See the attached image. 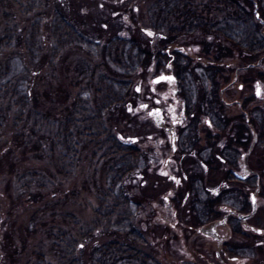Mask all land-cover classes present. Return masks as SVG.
I'll return each mask as SVG.
<instances>
[{
    "label": "rangeland",
    "instance_id": "374dc122",
    "mask_svg": "<svg viewBox=\"0 0 264 264\" xmlns=\"http://www.w3.org/2000/svg\"><path fill=\"white\" fill-rule=\"evenodd\" d=\"M123 1L66 0V5H63L65 0H48V3L44 2L43 12L34 16L23 14L20 12L21 10L19 11L15 6L9 4L8 0H0V38L4 39L5 36L12 33L24 37L13 52L14 56L20 54L18 57L15 56L19 62H13V66L16 65L14 70H19L20 65H29L30 71H37L33 77V92L30 101L34 102L32 103L33 108L35 111L45 114L49 120L57 119L53 117L59 116L61 120L65 121L62 125L56 124V120L50 122V127L53 130L57 128L61 131H73L75 127H79L77 138L81 142L78 147H86L83 149L85 155L82 153L81 164L75 165L72 170L68 169L69 171L60 167L62 162H59L57 151L50 149L49 146L43 147L35 143L29 152L22 153L23 151H19L21 148L17 146L18 148L12 150L11 156L6 155L5 158L0 159V264H66L69 256L64 254L67 253L65 246L68 240L73 239L76 247L87 251L88 255L94 243L103 244L106 241H112V238L109 239L106 236L92 239V235H97L95 233L89 235L90 241H87L85 245L81 239L82 233L89 232L87 229L90 228L93 219L97 220L93 209L95 206L97 207L98 203H101L100 199L103 196L97 192L112 179L108 180L106 172V166L110 164L109 155L91 158L92 151H98V149L93 145L86 146L88 140L80 137L79 132L83 128L92 127L93 129L95 127L94 125L97 124L96 112L99 113L100 111L99 108L96 109V106L107 102L113 96L110 94L107 83L105 90H101L102 94L99 96H102L101 101L96 100L99 93L95 92L94 87L99 75H117L118 69L112 65L114 60L116 62L121 60L122 64L129 68L126 61L120 58L117 47L114 45L112 48L109 42L105 41L114 35H119L121 39L129 37L141 49L146 41V30L150 29V24H152L154 16L151 15V8L157 0ZM106 4H110L111 11L107 17V24L111 18L113 19L109 23L107 32H103L101 25L104 23L102 17L105 15L103 11ZM99 5H103V9ZM56 8L61 10L66 20L68 19L73 23L74 29L78 30L77 34L81 31L89 36L92 41L95 39L99 41L94 48L98 52L92 54V52L82 48L80 41L78 43L77 39H71L73 43H69V47L60 46L61 50L57 58L55 54L54 57H51L53 47H51L50 25ZM34 31L39 33V37L34 41L33 38L29 41V35ZM183 40L184 44L185 41L186 44L196 43L194 46H197V52H200L196 54V57L201 55V60H204L203 63L208 65L213 59L217 61V66L222 67L223 75L228 77V82H224L222 86L232 84V89L229 91L231 93L225 94L228 101L240 97V93L236 91L239 83L249 88L250 91L260 90L261 99L255 104V107L258 108V115L244 124L250 132L251 141L253 138L257 141L249 154H246L247 148L245 147L246 157L244 156V160L241 159V155L238 156L239 154L233 155L232 158L229 157L232 165L228 167V170L240 176L249 177L250 180L247 179V185L251 184L254 179L259 183L256 212L252 220L254 225L264 230V77L259 84L253 81L258 73L264 75V68L261 66L260 69L243 70L236 78L234 74L232 75L233 68L244 66L246 63L237 62L236 53L227 51L221 40L214 39L210 44L204 45L200 44L201 40L198 35L195 38L187 37ZM31 43L32 45H29ZM5 45L3 43L1 47L3 52L2 63L5 62ZM135 59L138 62L142 61V58H139L137 54L133 55L132 61ZM144 66L145 63H143ZM138 71L132 74L129 79L120 77L121 74L119 73L117 78L116 76L113 77L114 83L131 81L134 83L133 93L134 88L139 86L141 82L148 83V79L153 77L146 70L139 71V73ZM97 87L100 88L99 84L96 85L95 89ZM253 93L251 92L250 95ZM103 96H106L105 100ZM131 99L132 102H124L122 98L121 103L117 104L118 106L107 108L105 116L99 121L100 124L98 122V126L103 129L106 128L107 133L112 135L115 140L129 144L133 150L136 149L140 152L139 162L135 164L138 168L132 171V175L128 177L129 180L125 184V188L129 189L130 194H133V198L137 199L141 205L136 214L135 226L137 231L143 235V242H148V244L143 243L139 247L144 254L148 251L163 264H185L182 258H192L202 263H204L202 261L204 258L212 259L211 263L215 264L212 258L213 249L206 245L203 239L194 232L184 231L180 233L179 230H176L174 220L177 216L171 201V195L174 192L172 185L165 180L163 181L158 175L157 166L153 167V170L144 168V163L147 160L148 162H156L159 142L164 134L157 128L153 119H146L142 115L137 116L132 113L134 98L131 97ZM83 103L89 107L77 110ZM75 105L77 109L69 117L70 107ZM85 109L86 111H84ZM230 112L235 113L236 107H230ZM85 121L89 122L86 123ZM229 138V132L221 133L220 139L213 142L216 149L225 148V141H229ZM133 139L136 141L131 143ZM36 140L37 138L34 139L35 142ZM5 141V131L1 130L0 149ZM103 148L105 147L103 146ZM73 150L76 152L77 149L74 148ZM26 170L33 179L32 186L34 189H37V184L45 186V197L52 204V209L46 211L44 208L42 211L37 203H24V197L21 196L22 194L17 190V187L20 183L18 175L26 172ZM228 170L218 169L213 175L214 181L225 178ZM33 171L34 176L31 175ZM231 184H234L235 187H241L242 195L239 198L229 199V203H233L237 209H241V202L248 203L245 209L249 211L251 206L248 186L239 183ZM215 187L212 185L214 191ZM145 197L149 199L148 205L149 207L152 206L153 209L149 213L151 216L147 215V206L143 202ZM164 197H167L169 201H164ZM179 215L184 214L181 212ZM147 216L151 217L150 221ZM48 221L51 223V228L48 226ZM47 233L49 236L46 235ZM63 233L66 235L65 242L58 244V236ZM257 240L264 241V237H259ZM55 243L56 250H64L62 255L66 256V259L61 255H51L50 244ZM98 252L101 253L99 260L94 256V253H97L95 251L89 261L94 264H107L106 258L102 257L104 250L99 249ZM245 256L252 258L251 264H264V245L252 246L251 249L247 250Z\"/></svg>",
    "mask_w": 264,
    "mask_h": 264
},
{
    "label": "flooded vegetation",
    "instance_id": "af4514ba",
    "mask_svg": "<svg viewBox=\"0 0 264 264\" xmlns=\"http://www.w3.org/2000/svg\"><path fill=\"white\" fill-rule=\"evenodd\" d=\"M63 5H66V0ZM99 6L103 9V5ZM105 10L103 11L105 15L102 17L104 23L101 25L103 32H107L109 23L113 19L111 18L107 24V17L111 13L110 4L105 5ZM158 13L153 17L150 29L146 30V41L141 48L142 61L136 65V72L138 69H142L139 70L140 72L146 70L153 77L148 79V83L141 82L134 88L133 93L134 83H129L130 90L123 98L124 102H132L131 97L134 98L132 113L137 116L142 115L146 119H153L157 128L164 134L159 142L156 162L147 160L144 168L153 170L152 168L157 166L158 175L174 188L171 201L177 216L174 220L176 230L180 233L194 232L203 239L205 244L213 249L212 258L215 264H251L252 258L245 256L247 250L252 246L264 245V241L257 240L259 237H264V230L254 225L252 220L256 212L259 183L254 179L251 184L247 185L249 177L230 172L228 167L232 165L229 157L232 158L233 155L239 154L238 156L241 155V159L244 160L245 149L247 148L246 154H249L257 141L254 138L251 141L250 132L244 124L258 115V108L255 104L261 99L260 90L250 91L249 88L239 83L235 88L240 93V97L228 101L225 94L231 93L229 91L232 89V84L222 86L224 82H228V77L223 75L222 67L217 66L216 60L212 59L206 65L203 63L204 60H201V55L196 57L199 52H197V46H194L196 43L186 44L185 41L184 44L183 39L195 38L198 34L174 36L170 30L175 21L174 17L164 14L159 16ZM155 21L157 28L153 27ZM85 36L91 40L89 36ZM117 37L120 38L119 35H114L105 42H109L110 47L113 48L114 45L116 46ZM199 38L201 45L212 42V39L207 36L206 39ZM124 39L126 43L127 41L130 44L133 43L134 49L136 48L137 44L133 39L129 37ZM93 42L99 43L96 39ZM221 42L227 51L236 53L237 62L246 63L244 66L233 68L232 75L234 74L236 78L243 70L260 69L261 66L264 68V58L247 61L246 57L249 54L245 51L236 50L226 41L221 40ZM66 47H69V44ZM82 48L92 54L98 52L92 45H82ZM143 63H145L144 67ZM192 71L193 74H191ZM263 77L262 73H258L253 81L259 84ZM251 92L254 93L250 95ZM230 107H236V112H230ZM227 132L230 133V138L229 141H225V148L216 149L214 140L216 142L220 139L221 133ZM135 141L136 139H133L131 143ZM123 144L124 148L130 150V153L133 151L139 153V156L133 160V156L130 155L128 161L124 163L125 166L131 163L138 164L140 152L133 150L129 144ZM66 149L68 150V147ZM76 149V152L72 149L74 157L70 156V158L75 159L76 165H79L82 162V153L85 155V151L83 147ZM113 150L114 147L113 149L108 148L107 152ZM120 157H116V154L109 155L110 160L113 159L112 163ZM91 158H101V156L97 151H93ZM220 164L221 167H219ZM128 167L129 165L126 168ZM136 168H138L137 165L134 169ZM220 168L228 170L226 177L214 181L213 175ZM132 173L131 171L123 177L124 184H127L128 177ZM231 183L248 186L251 206L249 211L245 209L248 203L241 202V209L229 203V199L239 198L242 195L241 187H235ZM212 185L216 186L215 191ZM166 200L169 201L167 197H164V201ZM148 201L146 197L143 200L147 206V215L151 216L149 213L153 209L152 206L149 207ZM181 212L184 215H179ZM143 243L148 244L145 241ZM145 255L147 263L150 261L163 264L148 251ZM182 259L185 264H212V259L204 258L202 259L204 263L192 258V260Z\"/></svg>",
    "mask_w": 264,
    "mask_h": 264
},
{
    "label": "trees",
    "instance_id": "16d2710c",
    "mask_svg": "<svg viewBox=\"0 0 264 264\" xmlns=\"http://www.w3.org/2000/svg\"><path fill=\"white\" fill-rule=\"evenodd\" d=\"M8 1L13 7L15 6L19 11L21 10L20 12H23V14L36 16L43 12L44 2L48 0ZM255 10L260 22L256 20ZM157 13L159 16H163L164 14L165 16L174 17L175 21L170 29L174 36H190L197 33L201 38L207 36L212 41L214 39L217 41L223 40L232 45L236 50L245 51L249 54L246 57L247 61L253 59L262 60L264 58V0H157L151 8V15L157 16ZM36 18L39 20L38 17ZM72 24L71 21L66 20L65 15L59 8L55 9L50 25L51 47H53L51 49V57H54L55 54L57 58L61 50L60 46L73 43L71 39H77V42L79 43L80 41L81 45L96 47V44L81 31L77 34L78 30L74 29L75 27ZM153 27L157 28V22L153 24ZM38 37L39 33H35L34 31L32 34L30 33L29 41L32 38L34 41ZM22 39H24L22 35H14V33L5 36L4 39L0 38V132L1 130L5 131L6 137V141L0 149V159L2 157L5 158L6 155L11 156L13 154L12 150L18 147L21 148H19V151H23L22 153L29 152L35 143L43 147L49 146L51 147L50 149L57 151L59 162H62L60 167L63 170H72L76 165V160L70 158V156L74 157L72 149L77 148L81 142L77 138L79 127H75L73 131H61V129L57 128L53 130L50 127V122L56 120V124L62 125L65 121L61 120L59 116L53 117L57 119L49 120L45 114L35 111L33 108L32 103L34 102L30 101L33 92V77L37 71H30L29 65H20L19 70H14L16 65L13 66V62H19L15 59V56L18 57L20 54L14 56L13 52L20 45ZM3 43L4 45L6 43V45L4 50L5 62L2 63L1 57L3 56V52L1 47ZM29 45H32V43ZM116 47L120 58L126 61L129 68L125 67L121 60V63L114 60L115 62L112 65L118 69V74H121L120 77L129 79L136 72V65L139 63L137 59L132 61L133 55L137 54L139 58H142L143 53L138 46L134 49L133 43L130 44L128 41L126 43L125 39L118 37L116 38ZM101 71L103 72V69ZM191 74H193V71ZM117 75H99L95 87L99 84L100 88L97 87L95 89L94 87L95 92L99 93L96 100L101 101L102 96H99L102 94L101 90H105L107 83L109 84L110 94L113 96L107 102L96 106V109L99 108L100 111L99 113L96 112L97 124L94 125L95 127L93 129L92 127L83 128L79 132L80 137L88 140L86 146H95L100 156L103 157L105 154L121 156L114 163L110 160V164L106 166L108 180H112L97 192L103 195L102 199H100L101 203H98L97 207L95 206L93 209L97 220L93 219L89 226L90 228L87 229L89 232L86 234L82 233L83 236L81 237L84 245L87 244V241H90L89 235L92 233L97 234L96 236L92 235V239L106 236L109 239L112 238V241L109 240L103 244L99 242L94 243L92 246L93 251L91 250L88 255L87 251L76 247L75 241L70 239L65 246L67 253L64 255L69 256L66 264H94L89 261V258L96 251L97 253H94V256L99 260V257H101V253L98 252L99 249L104 250L102 257L106 258L107 264H156L150 261L147 263V257L139 247L142 245L143 239L141 233L137 232L134 227H136L135 215L139 211L140 203L137 199L133 198L129 189L125 188L123 180L125 175L134 170L135 165L133 163L128 164V168H126L128 165H124L123 167L122 165L128 161L130 155L133 156V160L139 156V153L135 151L130 153L129 149L124 148L125 145L123 143L115 140L113 136L107 133L106 128L103 129L98 126V122L105 116V110L121 103L122 98L126 96V92L130 90L129 83L131 81L114 83L113 77L116 76L117 78ZM105 97L103 96L104 100L106 99ZM86 107L89 106L84 103L80 104L78 109L76 105L71 106L68 112L69 117L72 116L76 109L79 110ZM85 122L88 123L89 121ZM36 138L35 142L34 139ZM31 141L34 142L31 143ZM66 147H68V150ZM113 147V151L107 152L108 148L113 149ZM31 175L34 176V171ZM18 177L20 183L17 190L24 197V203H37V206L42 211L44 208L46 211L52 209V204L45 197L46 190H44V185L37 184V189H34L32 186L33 179L28 170L19 174ZM48 226L51 228L49 221ZM48 234L46 235L49 236ZM65 238L66 235L64 233L60 234L57 239L58 244H62L63 241L65 242ZM55 245L56 243L50 244L51 255H61L64 257L62 255L64 250H56Z\"/></svg>",
    "mask_w": 264,
    "mask_h": 264
},
{
    "label": "water",
    "instance_id": "95a60500",
    "mask_svg": "<svg viewBox=\"0 0 264 264\" xmlns=\"http://www.w3.org/2000/svg\"><path fill=\"white\" fill-rule=\"evenodd\" d=\"M157 80V79H156Z\"/></svg>",
    "mask_w": 264,
    "mask_h": 264
}]
</instances>
